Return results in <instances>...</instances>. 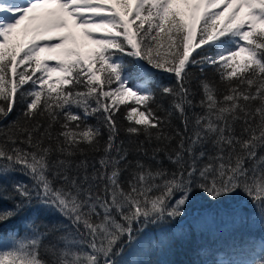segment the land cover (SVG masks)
Segmentation results:
<instances>
[{"label": "snow or ice", "instance_id": "snow-or-ice-1", "mask_svg": "<svg viewBox=\"0 0 264 264\" xmlns=\"http://www.w3.org/2000/svg\"><path fill=\"white\" fill-rule=\"evenodd\" d=\"M0 124V264H264V0H0Z\"/></svg>", "mask_w": 264, "mask_h": 264}, {"label": "trees", "instance_id": "trees-1", "mask_svg": "<svg viewBox=\"0 0 264 264\" xmlns=\"http://www.w3.org/2000/svg\"><path fill=\"white\" fill-rule=\"evenodd\" d=\"M197 39H198V35H197ZM160 43L163 45L160 51L162 54H164L168 51L165 39L161 38ZM125 60L127 63L131 64V58L125 57ZM190 71H191L190 84H191L192 91L195 94L193 96V99L198 102L202 98V89L200 87V81L203 79H209L212 81L219 82V76L215 72V69L208 68V67L205 68L204 73H201L199 66L192 67ZM156 77H157L158 84H172V85L175 84L174 78L170 75H167L166 73H157ZM171 103H172V97L163 96L159 93V91H157V97H156L157 105H161L162 109H169L171 107ZM21 107L22 106L20 105L16 107L13 114L10 115L7 121H5V124H10L12 121L16 120L17 116L21 112ZM196 111H200V109L197 108ZM118 119L122 121V124L127 123L126 121L122 120V117H118ZM88 123L95 125L97 123V120L95 118H90L88 120ZM171 123H172V129H175L177 127L182 129L183 127L180 123V119L178 115H175V114L173 115ZM0 127H4V125L0 124ZM105 139H106V133H105ZM120 139L125 141L126 146H130V147L131 145L135 144V140H136V138H132L131 145H130L129 137L123 131L120 134ZM139 139L144 140L145 137L142 135L139 137ZM135 158H136L135 152H131L129 159L131 160ZM165 166L172 167L167 161H165ZM16 179L23 180L25 183L29 182L26 176L17 175ZM2 182H4L3 178L0 177V183ZM47 222L67 223V221H64L63 217L59 215L47 217ZM20 231H21V234H23V231H24L23 227H20ZM57 235H60V233H58ZM243 238L245 241H250L258 245L259 244L258 241H261L262 239H264V228H262L260 225H251L243 229ZM205 243H208L212 247L217 246V242L203 240L199 237H195L191 239L190 241L176 242L170 250H166L162 255H160L157 258L162 261H165L166 264H186L187 261L195 258L193 254V249L196 246L205 244ZM257 250L259 249L257 248Z\"/></svg>", "mask_w": 264, "mask_h": 264}, {"label": "rangeland", "instance_id": "rangeland-1", "mask_svg": "<svg viewBox=\"0 0 264 264\" xmlns=\"http://www.w3.org/2000/svg\"><path fill=\"white\" fill-rule=\"evenodd\" d=\"M26 23H27V21L22 22V24L19 26V28L17 30V36L14 37V41H18V40H23L24 39L23 29H24V26H25ZM74 31L76 32L78 39L81 40L84 43V46L81 49L82 51L87 53V52H90L92 49H95L97 47L96 45L92 44L90 41H84V38L80 34V30L79 29H74ZM58 34L59 33H57V32L49 33V35L52 36V37H56ZM42 54H44V53H42ZM46 54H48V53H46ZM53 55H54V53H53ZM243 57H244V54H241L240 59H242ZM60 58L62 59L63 57L61 56ZM51 63L54 65L56 63V61H52ZM59 75H60L59 72L53 73V78H55L56 76H59Z\"/></svg>", "mask_w": 264, "mask_h": 264}]
</instances>
